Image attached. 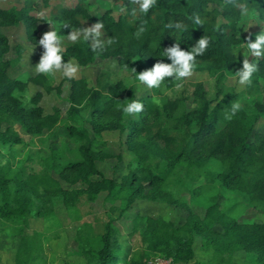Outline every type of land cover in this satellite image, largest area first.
<instances>
[{"label": "trees", "instance_id": "trees-1", "mask_svg": "<svg viewBox=\"0 0 264 264\" xmlns=\"http://www.w3.org/2000/svg\"><path fill=\"white\" fill-rule=\"evenodd\" d=\"M86 3L79 0L76 6L59 9L56 17L62 20L60 33L81 29V19L92 23L102 21L107 36L104 49L94 52L91 43L81 39L62 48L63 61L71 56L87 66L97 58L115 57L125 70L139 63L149 67L158 61L171 63L164 50L176 43L182 50H190L204 36L209 44L203 55L196 57L194 67H206L222 78L226 72L243 66L244 58L237 47L248 42L249 37L255 41L256 35L261 34L239 35L237 19L241 14L237 5L247 4L264 18V0H235L234 4H227L226 0H157L148 13L137 11L136 16L132 15V9H138V5L130 0H116L114 6L102 3L103 10L99 12L90 10ZM115 9L120 11L118 16ZM32 11L29 7L3 8L0 4V142L3 144L22 141L16 125L40 135L55 128L61 120L59 106L52 113L45 112L40 104L42 90L28 102L23 95L30 83L42 87L46 93L54 90L61 93L62 83L55 86L46 74L40 73L27 80L14 77L12 67L17 58L5 57L10 51L5 27L23 24L29 40H40V18ZM194 14L199 15L202 26L193 23ZM220 14L230 22L219 23ZM169 23H180L182 27L168 29ZM141 27L145 30L137 37L135 33ZM110 39L114 41L111 44ZM23 51L22 46L17 47L18 57ZM249 62L258 64L259 69L253 73L248 90L257 88L261 79L264 80V57ZM65 80L71 82L70 109L86 110L95 133L101 134L105 129L127 131V143L136 156L144 162L151 158L162 161L166 174L135 169L120 179L105 175L99 163L113 154L96 149L86 127L70 125L69 134L80 143L77 157L54 152L46 158L43 172L26 177L8 176L0 167V218L27 222L33 213L44 216L52 211L56 199L67 206H77L83 197L92 202L103 191H107L108 199L125 200L127 205L142 197L156 198L166 190L167 175L182 163L189 170L192 166L211 165L222 186L245 192L255 204L264 206V135L257 134L255 142H249L254 126L264 117V101L243 98L234 90L223 97L218 92L214 98H208L204 84L198 83L197 107L187 110L179 99L166 100L160 105L150 96L137 98L134 85L128 86L123 80L113 82L108 76H99L95 82L83 76L65 77ZM131 100L140 101L144 108L139 114L127 116L122 108ZM233 102H239L241 108L227 120L225 115L230 114ZM63 181L69 186L65 187ZM78 184L80 187H76ZM232 209L221 208L216 201L207 208L205 217L190 212L180 226L161 216L138 214L130 233L138 244L130 254L118 246L120 232L109 216L100 242L95 246L80 244L82 253L92 257L93 264H149V257L154 254L170 258L173 263L188 264L195 258L194 242L199 236L219 257L229 258L234 252L244 250L256 254L257 262L264 264V223H241L230 216ZM217 224L221 230L215 228ZM25 235L22 234L17 262L47 264L38 243L40 236Z\"/></svg>", "mask_w": 264, "mask_h": 264}, {"label": "rangeland", "instance_id": "rangeland-1", "mask_svg": "<svg viewBox=\"0 0 264 264\" xmlns=\"http://www.w3.org/2000/svg\"><path fill=\"white\" fill-rule=\"evenodd\" d=\"M79 0H0L3 8L29 7L32 13L40 18L39 35L42 37L46 31L54 30L61 38V47H65L73 42L68 40V34L60 33L62 20L57 18L61 7L76 6ZM90 10L94 12L102 11V3L106 6H114L116 0H86ZM216 7V5H214ZM221 12L222 8L219 7ZM254 16L237 19L239 35L249 36L264 31V18L260 17L259 11L249 7ZM41 13L44 15L41 16ZM120 11L114 10L115 16ZM219 23L230 21L222 14L218 15ZM82 28L91 27L93 24L87 19H81ZM81 28V29H82ZM4 32L10 40V51L5 55L7 59H16L12 67V75L23 80L29 79L37 74L36 64L44 52L42 45L28 39L25 26H8ZM76 30V29H73ZM101 39L105 43L107 36L101 30ZM83 39L81 37L79 40ZM78 40V41H79ZM91 43V40H88ZM247 41L237 47V52L243 58L248 56L249 61L253 58L249 52ZM22 46L24 51L18 57L17 47ZM71 61L78 66L75 77H86L91 82H95L99 76H108L113 82L123 80L128 86H135L137 98L150 96L157 104H162L166 100H182V108L193 110L197 107L196 86L198 83L204 84L205 95L214 98L219 92L221 97L234 90L243 98L249 100L258 99L264 101V80L257 88L254 86L248 90V85H241L234 70L226 72L220 78L218 73L213 74L206 67H194L190 77L180 81L182 88L177 89L173 78L169 81L165 78L159 88L149 89L141 84L137 78V73L152 67L144 63H139L130 70L120 67L118 58L107 59L97 58L87 66L80 65L75 58L69 56L65 63ZM52 84L58 86L62 83V92L56 90L51 93L33 83L29 84L23 98L28 102L37 91L42 90L44 96L41 105L46 113H52L55 106L61 108V120L57 126L43 134L35 135L26 132L20 125H16V130L22 137V141L17 144H3L0 142V167L4 168L8 176L26 177L28 174L41 173L45 170V160L54 152H59L69 158L78 156L79 141L69 134L70 125L84 126L88 129L93 146L113 154L112 157L99 163L105 175L120 179L123 174H128L131 170L147 169L154 172L165 171V164L155 158L146 162L141 161L132 151L127 143V131L118 129H105L101 134L95 133L89 121V113L86 110L72 111L70 109L69 93L71 82L65 80L62 72H55L47 75ZM264 135V117L254 126L249 142H255L256 135ZM115 155V156H114ZM120 155V157H118ZM182 163L176 170L169 173L166 190L156 198H138L131 205H127L125 200H110L107 198V191L101 192L97 198L90 202L83 197L77 206H67L63 201L55 200L53 210L48 211L44 216H37L34 213L27 222L23 220L9 221L0 218V264H19L17 262V252L22 244V234L25 236L39 237L38 243L45 256L47 264H93L92 257L82 253L80 244L95 246L100 242V237L105 230V223L111 216L114 225L120 232L117 240L118 246L131 253L137 248L138 242L131 238L130 233L133 228V221L136 215L145 217L161 216L173 221L177 226L182 225L190 212L201 217H205L207 208L214 202H219L221 208H232L230 216L236 217L241 223H264V206L255 204L249 194L241 191H233L222 186L213 175L211 165L205 167L192 166ZM65 187L69 185L63 181ZM80 187V184L76 185ZM215 228L221 230L220 225ZM195 258L188 264H260L256 260V254L239 250L231 256L222 258L216 255L214 249L207 247L203 239L196 237L194 242ZM149 264H183L173 263L170 258L154 254L149 257Z\"/></svg>", "mask_w": 264, "mask_h": 264}, {"label": "clouds", "instance_id": "clouds-1", "mask_svg": "<svg viewBox=\"0 0 264 264\" xmlns=\"http://www.w3.org/2000/svg\"><path fill=\"white\" fill-rule=\"evenodd\" d=\"M132 4L138 5L137 8L132 9V15L136 16L137 11L140 13L146 14L149 10L156 5L157 0H130ZM235 0H226L227 4H234ZM239 7V11L241 14V18H249L254 16L255 13L250 11L247 4L237 5ZM44 14L41 13V16ZM193 23L196 25L202 26V20L199 15H195L192 17ZM180 28L182 25L180 23H176L173 25L169 23L166 25L168 29L172 27ZM104 25L103 22H96L91 27H86L82 29H76L70 31L68 34V40L75 43L81 37L84 40H91L92 50L95 52L98 49H104V42L101 39ZM65 28H70V26L65 25ZM144 28L141 27L135 35L139 37L143 32ZM113 40H108V43H113ZM39 45H42L44 48V52L39 60V63L36 64V72L40 74H54L55 72H62V74L68 79L75 78V75L78 71V66L72 63L71 61L64 62L62 55V47H61V38L57 35V32L54 30L46 31L43 36L38 41ZM209 44V39L207 37L202 36L199 38L195 46L191 47L190 50H182L179 43L168 47L164 50V55L171 60V63H165L162 61H158L154 64V66L150 69L144 70L142 72L137 73L133 68V72L136 73L137 80L146 85L149 89L159 88L165 78H173L176 83V88H182L183 79L190 77L193 73L195 60L198 55H203L206 51L207 46ZM247 48L253 57L262 58L264 57V31H261V34L256 35L255 41H252L251 38H248V42L246 43ZM258 64L249 62L248 56H244L243 66L240 70L236 71L235 74L239 78V83L241 85H251L253 73L258 71ZM30 101V97L28 98ZM143 104L138 100H131L125 106H123L122 111L127 116H133L139 114L143 111ZM241 105L239 102H233L230 110V114L225 115V119L231 120L237 112L240 110Z\"/></svg>", "mask_w": 264, "mask_h": 264}]
</instances>
